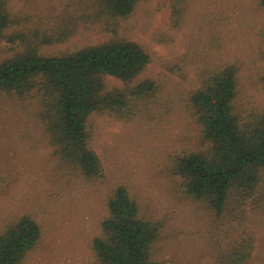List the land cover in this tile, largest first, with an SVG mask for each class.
I'll return each mask as SVG.
<instances>
[{"label":"rangeland","instance_id":"obj_1","mask_svg":"<svg viewBox=\"0 0 264 264\" xmlns=\"http://www.w3.org/2000/svg\"><path fill=\"white\" fill-rule=\"evenodd\" d=\"M8 10L21 22L17 30L70 25L72 34L64 42L41 49L47 55L74 52L112 36L91 22L96 11L91 0H9ZM171 13V0H141L122 23L121 34L152 56L140 79L156 80L161 93L156 102L141 104L130 121L109 114L90 117L91 145L105 170L102 182L75 177L54 157L37 95L0 94V231L26 213L43 230L25 264H93L91 243L119 185L128 187L142 217L162 221L152 251L157 264H216L227 244L243 233L255 237L250 264H264V182L263 198L250 200L239 219L231 207L217 216L188 196L174 170L179 156L210 145L189 108L202 70L235 63L239 108L264 106V7L260 0H188L179 27ZM12 46L0 41V61L19 50ZM123 86L107 79L108 89Z\"/></svg>","mask_w":264,"mask_h":264},{"label":"trees","instance_id":"obj_2","mask_svg":"<svg viewBox=\"0 0 264 264\" xmlns=\"http://www.w3.org/2000/svg\"><path fill=\"white\" fill-rule=\"evenodd\" d=\"M8 2L0 0V41L19 50L0 61V94L19 99L37 95L39 118L54 157L77 178L104 181V165L91 145L90 117L109 114L130 121L141 104L156 102L161 93L156 80L140 79L152 62L149 51L121 34L122 23L134 15L141 0H91L96 8L91 22L112 36L58 55L41 49L64 42L72 34L70 25L17 30L21 22L8 10ZM260 4L264 7V0ZM187 5L188 0H171L175 27L183 22ZM202 71L189 108L210 145L206 151L179 156L174 170L188 196L217 216L231 207L241 219L250 200L263 198L264 106L239 108L240 71L235 63ZM109 77L124 86L108 89ZM261 81L264 86V74ZM106 208L100 233L91 243L93 264H157L152 251L162 221L142 217L126 185L113 190ZM42 237L41 224L30 213L9 222L0 231V264H25ZM254 249L255 237L243 233L227 244L216 264H250Z\"/></svg>","mask_w":264,"mask_h":264}]
</instances>
